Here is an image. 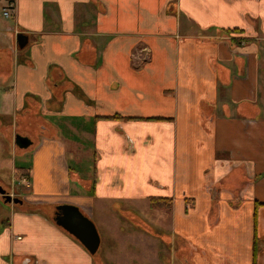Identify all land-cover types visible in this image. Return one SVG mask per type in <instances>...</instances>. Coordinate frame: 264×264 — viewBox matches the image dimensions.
Instances as JSON below:
<instances>
[{
    "label": "crops",
    "instance_id": "1",
    "mask_svg": "<svg viewBox=\"0 0 264 264\" xmlns=\"http://www.w3.org/2000/svg\"><path fill=\"white\" fill-rule=\"evenodd\" d=\"M0 102L30 152L23 202L0 194V264H91L62 203L166 219L142 218L186 246L165 264H264V0H0Z\"/></svg>",
    "mask_w": 264,
    "mask_h": 264
},
{
    "label": "rangeland",
    "instance_id": "2",
    "mask_svg": "<svg viewBox=\"0 0 264 264\" xmlns=\"http://www.w3.org/2000/svg\"><path fill=\"white\" fill-rule=\"evenodd\" d=\"M8 105H9L8 102L4 104L0 102V110L4 109V107ZM14 122H15L14 119L10 117L8 123L6 121L0 124V178H3L0 179V184L6 189V191L10 195H12V197H18L22 199L23 196L22 194H24L29 190L30 187L29 179L26 173H22L16 169L13 170L12 165H13V161L15 160L29 164L28 162L30 161V152H27L26 150V154L23 156L20 155L22 154V152L20 151L19 153H15L14 145L11 143L10 140L11 137L6 136L8 125L14 124ZM22 175L25 178H27V180L26 182L22 181L18 183L17 178ZM23 176L22 179L24 178ZM1 207H3L4 209H9L11 205L1 204ZM151 207H157V206L151 205ZM138 208L140 212L143 209L142 204H138ZM16 209L19 210V208ZM150 213L151 211L149 210L147 211L142 210V213L140 214L141 216H138V214H136L135 212H133V216L132 215L112 216L111 220L109 221V224L111 225L110 228H108V226L104 227V225H98V226L96 225L101 232L103 241L97 253L98 258L96 257L94 258L90 253H88V251L86 252V254L91 259L92 262L91 264H147L145 262L142 263V261L145 259L142 257V253L143 255H145L146 252H148L151 257L154 256L155 258H157V256L160 254L162 264H165L167 260H169L170 262V259L173 257V255L174 257H176L177 255V257L180 258L179 257L180 251L182 249H186V246H183L182 248H180V251H177L176 253L174 252L173 254L172 249L174 243L167 245L162 244L163 242L161 241V238L159 240L157 237L158 236L156 230L158 229L157 224L164 225V228L166 229L168 227L167 220L165 219V221L162 222H154L152 220V216L158 219V215H153V214L150 215ZM37 217L41 221H43L41 215H38ZM142 218L153 223L154 227L156 228L155 229L156 231L153 230L154 232L150 233V231L145 230V228L141 226V223L142 224L144 223V220ZM147 226L150 227L151 229L153 228L150 225ZM167 240L169 239L167 238ZM158 241L160 242V248L158 245ZM23 243L29 244L30 240L27 241L25 238ZM175 244H177V246L180 245L182 246V244L185 245L184 241L181 240L180 238H175ZM158 251L160 253H158ZM128 260L129 262H127ZM179 261H181V259L178 260L177 264H184V261L183 263H179Z\"/></svg>",
    "mask_w": 264,
    "mask_h": 264
},
{
    "label": "water",
    "instance_id": "3",
    "mask_svg": "<svg viewBox=\"0 0 264 264\" xmlns=\"http://www.w3.org/2000/svg\"><path fill=\"white\" fill-rule=\"evenodd\" d=\"M29 37L20 34L18 36V45L22 49L27 46ZM16 143L22 147H28L32 143L27 137L17 135ZM0 194L6 202L22 203L23 200L18 197H12L6 189L0 184ZM56 224L63 227L73 236H75L92 254H96L101 246V235L94 221L85 215L81 209L71 203H62L57 205Z\"/></svg>",
    "mask_w": 264,
    "mask_h": 264
},
{
    "label": "trees",
    "instance_id": "4",
    "mask_svg": "<svg viewBox=\"0 0 264 264\" xmlns=\"http://www.w3.org/2000/svg\"><path fill=\"white\" fill-rule=\"evenodd\" d=\"M23 173H28V171H26V172L24 171ZM151 201H152V205L157 206V207L158 206L169 207V204H170L167 198H160V199L159 198H153V199H151ZM54 221H55V218H54ZM141 226L143 228H145V230L150 231V233L154 232L153 229L149 228L145 222L143 224L141 223ZM97 253L94 256H96Z\"/></svg>",
    "mask_w": 264,
    "mask_h": 264
},
{
    "label": "built area",
    "instance_id": "5",
    "mask_svg": "<svg viewBox=\"0 0 264 264\" xmlns=\"http://www.w3.org/2000/svg\"><path fill=\"white\" fill-rule=\"evenodd\" d=\"M4 14H5L6 16H8V15H9V9H5V10H4ZM26 180H27V178H25V177L22 179L23 182H26ZM28 186H29V184H28Z\"/></svg>",
    "mask_w": 264,
    "mask_h": 264
}]
</instances>
